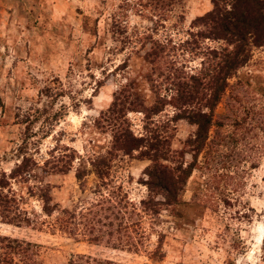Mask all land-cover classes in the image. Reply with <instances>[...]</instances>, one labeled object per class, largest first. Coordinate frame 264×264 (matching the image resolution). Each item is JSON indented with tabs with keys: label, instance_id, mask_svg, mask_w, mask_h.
<instances>
[{
	"label": "rangeland",
	"instance_id": "1",
	"mask_svg": "<svg viewBox=\"0 0 264 264\" xmlns=\"http://www.w3.org/2000/svg\"><path fill=\"white\" fill-rule=\"evenodd\" d=\"M211 1L28 0L22 24L9 23L12 9L0 2V172L8 174L21 156L37 166L27 181H9L12 194L36 213L40 202L34 194L40 187L47 188L50 203L58 210H93L100 192L105 194L102 187L96 191L93 174L79 186L73 169L66 174L42 173L43 161L51 154L66 153L64 148L74 150L84 162L103 155L109 134L93 127L92 121L121 89L138 96L144 106L157 97L169 101L173 91L165 75L195 72L203 53L224 45L192 36L200 27H191V22L211 9ZM237 74L248 76L254 90L263 88L264 48H253ZM216 112H222V104ZM173 114L166 103L152 120L164 122ZM127 118L139 136L142 114L127 113ZM168 127L170 149L177 151L193 126L178 119ZM184 159L189 161V155ZM148 163L126 155L111 162L109 180L133 204L145 195L139 180ZM72 166H78L77 159ZM235 173L231 181L240 186L235 192L226 189L228 205L219 201L216 211L186 205L177 221L165 212L155 219L141 218L148 238L136 252L103 242L90 244L60 232L51 225L58 212L50 218L40 215L38 220L46 221L41 226L0 222V236L34 244L39 264H66L75 255L112 264H264V154L256 168L240 164ZM205 177L203 171L193 170L183 201H189ZM29 190L34 196H28ZM3 192L8 194V187ZM156 232L165 235L161 259L150 257Z\"/></svg>",
	"mask_w": 264,
	"mask_h": 264
},
{
	"label": "trees",
	"instance_id": "2",
	"mask_svg": "<svg viewBox=\"0 0 264 264\" xmlns=\"http://www.w3.org/2000/svg\"><path fill=\"white\" fill-rule=\"evenodd\" d=\"M191 27H200L192 36L219 40L224 45L219 50L203 53L195 72L165 75L173 91L169 101L157 97L149 106H144L138 96L121 89L92 121L93 127L109 134L108 148L103 155L88 157L84 162L74 150L64 148L66 153L51 154L43 161L42 173L66 174L73 169L79 186L85 176L93 174L98 183L96 191L101 187L105 190L91 206L94 209L58 210L50 203L47 188L40 187L36 194L28 192V196L35 195L40 202V213L34 212L9 188L10 180L27 181L37 167L30 157L21 156L8 174L0 172L1 223L14 227L41 226L46 221H39L40 215L50 218L53 212H58L51 225L60 232L90 244L103 242L111 248L136 252L148 238L141 228V218L155 219L165 212L177 221L186 205L207 206L212 211H216L219 201L228 205L224 196L226 189L235 192L240 186L231 181L238 166L248 164L254 169L264 154V87L256 91L248 76L237 74L247 65L253 48H264V0H212L211 9L195 18ZM155 48L160 50L159 46ZM166 103L172 106L174 114L164 122L152 120ZM218 104H222L220 113L216 112ZM133 112L142 114L139 136L133 134L127 118V113ZM178 119L193 126V132L179 150L173 151L167 129ZM185 154L189 155V161H185ZM119 155L149 162L139 180L145 187V195L137 204L128 201L122 188L109 180L111 162ZM76 159L78 166L73 168L72 162ZM195 169L203 171L206 177L185 202L182 200L184 187ZM7 187L8 194L3 192ZM164 236L156 232L151 258H162ZM33 247L30 242L0 236V264H39ZM66 264L112 263L75 255Z\"/></svg>",
	"mask_w": 264,
	"mask_h": 264
},
{
	"label": "crops",
	"instance_id": "3",
	"mask_svg": "<svg viewBox=\"0 0 264 264\" xmlns=\"http://www.w3.org/2000/svg\"><path fill=\"white\" fill-rule=\"evenodd\" d=\"M1 5H6L4 7H9L12 9L10 16H8L9 23H21L24 20L25 9L28 3V0H1ZM26 17V16H25Z\"/></svg>",
	"mask_w": 264,
	"mask_h": 264
}]
</instances>
